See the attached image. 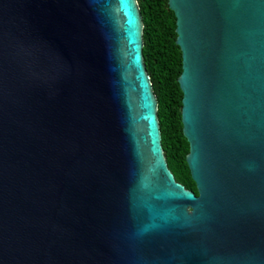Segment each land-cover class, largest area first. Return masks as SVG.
<instances>
[{"label":"water","instance_id":"obj_1","mask_svg":"<svg viewBox=\"0 0 264 264\" xmlns=\"http://www.w3.org/2000/svg\"><path fill=\"white\" fill-rule=\"evenodd\" d=\"M168 5L197 194L137 0H0V264H264V0Z\"/></svg>","mask_w":264,"mask_h":264},{"label":"trees","instance_id":"obj_2","mask_svg":"<svg viewBox=\"0 0 264 264\" xmlns=\"http://www.w3.org/2000/svg\"><path fill=\"white\" fill-rule=\"evenodd\" d=\"M137 1L144 22L143 57L157 96L164 154L176 180L197 194L186 162L189 142L182 131L183 94L177 80L182 71V55L176 43V17L168 0Z\"/></svg>","mask_w":264,"mask_h":264}]
</instances>
